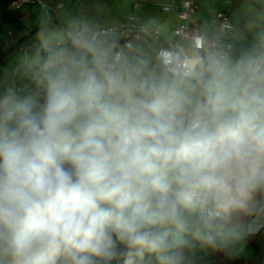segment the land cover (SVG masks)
Here are the masks:
<instances>
[{
	"label": "clouds",
	"instance_id": "9594fccd",
	"mask_svg": "<svg viewBox=\"0 0 264 264\" xmlns=\"http://www.w3.org/2000/svg\"><path fill=\"white\" fill-rule=\"evenodd\" d=\"M166 45L46 20L0 79V264H202L264 229V0ZM247 33L251 34V39Z\"/></svg>",
	"mask_w": 264,
	"mask_h": 264
},
{
	"label": "crops",
	"instance_id": "0c3cea01",
	"mask_svg": "<svg viewBox=\"0 0 264 264\" xmlns=\"http://www.w3.org/2000/svg\"><path fill=\"white\" fill-rule=\"evenodd\" d=\"M6 0H0V79H17L25 82L23 77V56L16 46L26 45L36 41V32L46 20L57 27L66 26L69 19L86 21L100 27L117 25L127 19L131 13L129 0H43L42 5L28 6L16 12L7 9ZM172 0H149L138 13L143 22L152 30L160 32L157 39L145 35L135 45L144 48L166 45L169 37L180 23L177 11L165 10ZM199 9L195 16L200 28H211V20L220 11L229 13L236 30L245 31L251 6H259L257 0H197ZM57 4H62L56 9ZM54 11H46V7ZM251 39V34L247 33ZM10 38V45L4 43ZM202 264H264V229L251 238L243 253L235 259H229L222 254H214L204 258Z\"/></svg>",
	"mask_w": 264,
	"mask_h": 264
},
{
	"label": "built area",
	"instance_id": "2783aa9c",
	"mask_svg": "<svg viewBox=\"0 0 264 264\" xmlns=\"http://www.w3.org/2000/svg\"><path fill=\"white\" fill-rule=\"evenodd\" d=\"M131 3V13L123 22L109 26L102 27L113 33H115L120 43H127L129 47L135 45V43L142 39L145 35H151L159 39L161 34L157 30L150 29L145 22L139 16L140 10H142L149 0H129ZM227 3H231L233 0H225ZM6 7L11 12H16L24 7H32L42 5L43 0H6ZM46 7V6H45ZM62 4H57L56 9L61 8ZM165 10L177 11L180 19V23L173 31L175 38L182 36H189L192 33L201 30L198 21L195 16L198 12L199 5L197 0H172L170 5L163 7ZM46 11H54L51 7H46ZM211 28H223L225 31L236 30L235 25L226 11L218 12L211 20ZM37 41L28 43L26 45L16 46L19 54L23 57L33 48ZM4 43L10 45V38H5ZM17 84H23L22 81L12 79Z\"/></svg>",
	"mask_w": 264,
	"mask_h": 264
}]
</instances>
